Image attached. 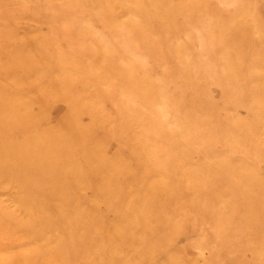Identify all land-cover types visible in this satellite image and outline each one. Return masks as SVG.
I'll use <instances>...</instances> for the list:
<instances>
[{
	"label": "rangeland",
	"instance_id": "374dc122",
	"mask_svg": "<svg viewBox=\"0 0 264 264\" xmlns=\"http://www.w3.org/2000/svg\"><path fill=\"white\" fill-rule=\"evenodd\" d=\"M0 149V264H264V0H0Z\"/></svg>",
	"mask_w": 264,
	"mask_h": 264
},
{
	"label": "bare ground",
	"instance_id": "6f19581e",
	"mask_svg": "<svg viewBox=\"0 0 264 264\" xmlns=\"http://www.w3.org/2000/svg\"><path fill=\"white\" fill-rule=\"evenodd\" d=\"M111 74V73H110ZM55 97V96H54ZM12 126V125H11ZM5 134V133H4ZM32 142V141H31ZM80 146V145H79ZM4 148V147H3ZM2 148V149H3ZM0 151H1V149H0ZM1 155H2V153H1ZM3 157H4V155H3ZM52 167V166H51ZM111 167V166H110ZM109 168V167H108ZM106 169H107V167H106ZM107 171V170H106ZM38 172V171H37ZM36 172V173H37ZM200 186H201V184H200ZM49 187V186H48ZM199 188V187H198ZM197 192H198V190H197ZM200 193H201V191H200ZM56 194V193H55ZM22 195V194H21ZM59 195V194H58ZM56 198V197H55ZM61 201V200H60ZM201 202V201H200ZM209 204V203H208ZM59 208V207H58ZM62 208V207H61ZM205 208V207H204ZM198 209V208H197ZM200 209H201V206H200ZM209 209V208H208ZM211 210V209H210ZM65 211V210H64ZM198 211H199V209H198ZM62 212V211H61ZM209 214H210V212H208ZM215 217V216H214ZM213 220H215V219H213ZM87 224V223H86ZM89 224V223H88ZM229 225V224H228ZM82 227V226H81ZM88 228V227H87ZM89 228H90V226H89ZM88 231V230H87ZM82 243V242H81ZM227 243V242H226ZM225 244V243H224ZM76 250V249H75ZM78 250V249H77Z\"/></svg>",
	"mask_w": 264,
	"mask_h": 264
}]
</instances>
